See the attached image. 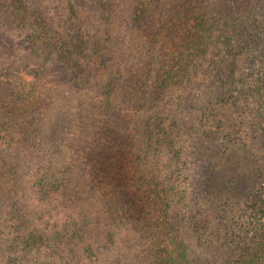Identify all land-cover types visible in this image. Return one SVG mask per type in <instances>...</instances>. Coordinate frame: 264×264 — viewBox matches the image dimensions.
<instances>
[{
    "label": "trees",
    "instance_id": "obj_1",
    "mask_svg": "<svg viewBox=\"0 0 264 264\" xmlns=\"http://www.w3.org/2000/svg\"><path fill=\"white\" fill-rule=\"evenodd\" d=\"M0 33V264H264V0H0Z\"/></svg>",
    "mask_w": 264,
    "mask_h": 264
},
{
    "label": "rangeland",
    "instance_id": "obj_2",
    "mask_svg": "<svg viewBox=\"0 0 264 264\" xmlns=\"http://www.w3.org/2000/svg\"><path fill=\"white\" fill-rule=\"evenodd\" d=\"M0 54L2 55L1 63L5 62L4 65L7 66V68L12 67L11 69L16 68L15 62L10 61V65H8L7 59L8 60L13 59L15 61L17 60L23 63H27V61H31L28 60L27 55L25 56L21 55L20 51L16 49L12 38L5 33H0ZM64 114L65 113L59 112L57 113V117L60 119V117L63 116ZM50 147L53 148V145H50ZM195 148L198 151V148L197 147ZM197 156L199 158L198 154ZM213 174H214L213 168L211 166L204 164L201 166L200 164H198L196 170L193 171L192 174H190L188 181L190 182V184L188 185V195L192 200L205 202L206 199L208 198L210 199V197H212L216 193L217 187H215L214 185ZM92 193L93 192H91V194ZM207 203H211V202L208 200Z\"/></svg>",
    "mask_w": 264,
    "mask_h": 264
}]
</instances>
